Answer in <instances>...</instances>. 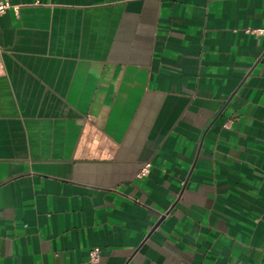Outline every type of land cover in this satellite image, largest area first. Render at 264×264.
<instances>
[{"label":"crops","instance_id":"crops-1","mask_svg":"<svg viewBox=\"0 0 264 264\" xmlns=\"http://www.w3.org/2000/svg\"><path fill=\"white\" fill-rule=\"evenodd\" d=\"M10 2L0 264H264V0Z\"/></svg>","mask_w":264,"mask_h":264},{"label":"built area","instance_id":"built-area-1","mask_svg":"<svg viewBox=\"0 0 264 264\" xmlns=\"http://www.w3.org/2000/svg\"><path fill=\"white\" fill-rule=\"evenodd\" d=\"M11 6L12 3L10 2V0H0V14L4 13ZM255 32L264 33V29H256ZM150 168H151V163L150 162L145 163L139 172V176L147 175L150 171ZM90 256H91L90 264H95L100 257L99 247H95L94 249H92L90 252Z\"/></svg>","mask_w":264,"mask_h":264}]
</instances>
